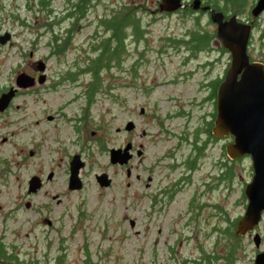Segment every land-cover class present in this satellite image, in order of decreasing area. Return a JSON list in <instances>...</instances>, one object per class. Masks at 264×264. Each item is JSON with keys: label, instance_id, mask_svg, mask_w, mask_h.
<instances>
[{"label": "rangeland", "instance_id": "obj_1", "mask_svg": "<svg viewBox=\"0 0 264 264\" xmlns=\"http://www.w3.org/2000/svg\"><path fill=\"white\" fill-rule=\"evenodd\" d=\"M158 1L92 0L58 55L50 52L48 35H36L37 1L27 7L25 0H0V33L11 32L0 44V93L16 86L22 69L47 78L19 87L0 111V242L18 254L17 262L51 264L61 255V264H82L88 254L101 264H255L253 234L262 233L263 222L235 232L247 203L243 188L252 176L251 158H231L224 147L230 135L206 131L215 113V100L207 98L210 81L224 75L229 51L215 38L195 51L168 42L194 20L209 30L215 23L208 13L161 11ZM255 1L245 0L234 12L244 22L254 20L248 52L264 61V10L253 18ZM122 3L140 8L143 32L139 40L128 36L122 65L102 71L103 83L88 105L83 91L90 73L58 81L66 68L86 61L98 16ZM69 5L50 0L54 28L69 22ZM39 60L43 70L32 66ZM196 128L206 143L190 170L184 160ZM127 141L132 157L111 162L110 148ZM74 153L83 160L82 185L70 189ZM103 172L107 185L97 179ZM32 175L41 184L28 191ZM235 244L234 255L226 257Z\"/></svg>", "mask_w": 264, "mask_h": 264}, {"label": "water", "instance_id": "obj_2", "mask_svg": "<svg viewBox=\"0 0 264 264\" xmlns=\"http://www.w3.org/2000/svg\"><path fill=\"white\" fill-rule=\"evenodd\" d=\"M186 6L208 10L210 20L215 23V42L230 53L228 66L216 87L215 115L211 132L216 137L231 136V140L224 145L231 158L244 154L251 158L252 176L243 188L247 204L245 212L236 224V233L243 234L258 223L260 211L264 208V63L250 59L247 43L252 24L239 19L235 12L226 16L222 10L210 4H202V0L158 1V8L165 12ZM263 10L264 0H256L249 11L255 18ZM10 37L9 30L0 33V44L6 43ZM37 68L43 70L42 60L38 61ZM44 78L45 73L41 72L37 81L42 82ZM35 80L33 75L25 71L18 72L15 77L16 86L11 85L8 90L0 93V111L8 107L18 87L32 85ZM133 125V122L128 120L125 127L130 129ZM129 147V143L124 147H111L110 161L126 162L131 156ZM82 165L80 155L74 153L69 160L68 188L81 187L82 181L78 171ZM97 179L101 185L110 182L105 172L98 174ZM40 184V178L32 175L28 181V191H35ZM254 241L258 244V233L254 234ZM255 263L264 264V251L257 253Z\"/></svg>", "mask_w": 264, "mask_h": 264}, {"label": "trees", "instance_id": "obj_3", "mask_svg": "<svg viewBox=\"0 0 264 264\" xmlns=\"http://www.w3.org/2000/svg\"><path fill=\"white\" fill-rule=\"evenodd\" d=\"M30 1H37L39 3L38 9H34V14L37 16L38 21L37 27L40 30V32H36V35H48L47 42L51 46L50 52L58 55L66 49L75 25H77L78 20L84 15L85 11H87V8L92 3V0H66L70 3V5L64 13V16L69 19V22L63 30H59L54 28L58 19L56 18L57 14H55L53 9L49 6L50 0H25L27 7H31ZM244 2L245 0L203 1V3L210 4L218 10H222L226 16L234 13V8L243 5ZM139 9L140 8L134 3H122L117 8L110 9L109 12L98 16V22L94 29L93 41L89 44V52L85 57L86 61L81 63V65H75L70 69L66 68L62 72L61 78L58 82L65 80L78 81L77 73L81 70L90 73L83 91L87 104L90 105L95 99V96L103 83L101 80L102 71H108L113 67L122 65L124 58L123 55L127 50L126 44L128 36H133L135 40H139L141 38L143 25L140 15L138 14ZM178 10L188 12L190 14L197 12L209 14L208 10L192 9L189 6L180 7ZM20 20L23 24L26 23L23 18ZM99 27L102 28L100 31ZM215 37V29L209 30L204 25H199L198 20H194V23L184 32V34L179 37L168 36L167 39L169 40L168 42L172 44L176 41H181V44L185 47L195 51L207 49ZM129 71L134 74V67L129 69ZM222 77L210 81L207 98L215 100L216 87ZM212 121L213 120L211 119L207 121L206 131L209 134H212ZM198 135L199 128H196L195 133H193L194 138L192 140V151L184 160L188 169L194 167L196 157L200 156L202 148L206 143L204 139L200 140ZM188 139L187 135L182 136V141H187ZM231 234L234 236L233 232H231ZM236 248V244L234 247H231L230 245V248L225 251L224 255L226 257L234 255ZM18 259L19 257L17 253L10 251L3 243L0 242V264H50L47 262H40L39 260L33 258L27 261L24 259L21 262H17ZM61 260L62 256L57 255L51 264H61ZM82 264L101 263L93 259L91 255L87 254L83 257Z\"/></svg>", "mask_w": 264, "mask_h": 264}, {"label": "flooded vegetation", "instance_id": "obj_4", "mask_svg": "<svg viewBox=\"0 0 264 264\" xmlns=\"http://www.w3.org/2000/svg\"><path fill=\"white\" fill-rule=\"evenodd\" d=\"M203 1L204 0H202V3H203ZM239 18V17H238ZM240 19V18H239ZM246 22H250L251 24H252V28H253V26H254V20L253 19H251V20H249V21H246ZM250 35H251V33H250ZM263 35H264V33H263ZM250 39V38H249ZM249 39H248V42H249ZM214 42H215V40H214ZM216 43V42H215ZM217 44V43H216ZM218 46H219V44H217ZM220 47H222L221 45H220ZM222 49H224L223 47H222ZM248 49H249V43H247V52H248ZM143 52H141V53H139V54H142ZM230 54V53H229ZM248 54H249V52H248ZM249 57H250V59L251 60H254V58L251 56V54H249ZM255 61H257V60H255ZM260 62H263L264 63V61H261L260 60ZM37 64H38V61L35 63V62H32V66H35V67H37ZM21 71H25V72H27V73H29V74H31V75H33L35 78L36 77H38V75L40 74V73H32V72H29V70H27V69H22ZM46 75V74H45ZM47 78H46V76H45V80H46ZM117 85H120L119 83L117 84ZM129 85V84H128ZM32 86H34V85H32ZM10 87V86H9ZM8 87V88H9ZM6 88V87H5ZM17 93H19V89L17 90V92H16V94ZM11 103V102H10ZM9 103V104H10ZM231 137V136H230ZM127 143H129L130 144V147H129V152H130V154L132 153L131 152V142H129V141H127L124 145H126ZM123 145V146H124ZM123 146H118V147H123ZM248 155V154H247ZM249 156V155H248ZM132 157V154H131V156L129 157V158H131ZM250 157V156H249ZM234 159H236V157L234 158ZM197 166H198V164H195L194 165V167L193 168H189L190 170H192V169H195V168H197ZM253 172V171H252ZM248 182V181H247ZM247 204V203H246ZM245 208H246V205H245ZM244 212H245V209H244ZM243 215V214H242ZM241 215V216H242ZM238 220V219H237ZM237 220H236V224H237ZM263 222V229H264V208L263 209H261V211H260V219H259V221H258V223L259 222ZM257 223V224H258ZM236 224H235V232H236ZM256 224V225H257ZM255 225V226H256ZM254 228V227H253ZM252 228V229H253ZM252 229H248L246 232H248V231H251ZM255 232V231H254ZM256 233H258V232H255L254 234H256ZM254 234H253V239H254ZM258 235H259V242H258V244H256L257 246H258V248H257V250H256V252H255V257H254V263H255V258H256V255H257V253H259V252H261V251H264V230L262 231V233H258ZM261 244H263L262 246H261ZM256 264V263H255Z\"/></svg>", "mask_w": 264, "mask_h": 264}, {"label": "bare ground", "instance_id": "obj_5", "mask_svg": "<svg viewBox=\"0 0 264 264\" xmlns=\"http://www.w3.org/2000/svg\"><path fill=\"white\" fill-rule=\"evenodd\" d=\"M238 33V32H237Z\"/></svg>", "mask_w": 264, "mask_h": 264}]
</instances>
